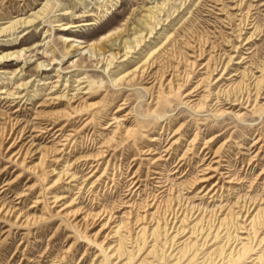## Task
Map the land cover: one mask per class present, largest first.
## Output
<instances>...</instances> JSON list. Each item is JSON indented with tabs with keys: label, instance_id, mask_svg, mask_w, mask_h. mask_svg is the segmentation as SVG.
<instances>
[{
	"label": "rangeland",
	"instance_id": "obj_1",
	"mask_svg": "<svg viewBox=\"0 0 264 264\" xmlns=\"http://www.w3.org/2000/svg\"><path fill=\"white\" fill-rule=\"evenodd\" d=\"M43 1L0 0V27ZM49 1L26 34L22 28L0 33V55L26 50L0 60V264H264V0H244L240 10L223 0L225 11L219 0ZM161 5L158 18L167 21L129 60L90 49L128 18L142 19ZM245 13L248 25L237 37ZM89 20L98 24L81 26ZM62 23L80 26L60 30ZM63 39L82 48L64 55ZM151 51L156 63L143 66ZM111 59L115 77L136 66L140 72L112 83L102 72ZM59 72L74 82L67 91L54 87ZM28 80L23 92L30 100L7 95ZM81 80L87 89H78ZM225 91L241 98L232 101L236 96ZM64 93L76 99L60 100ZM200 101L205 104L193 107Z\"/></svg>",
	"mask_w": 264,
	"mask_h": 264
},
{
	"label": "bare ground",
	"instance_id": "obj_2",
	"mask_svg": "<svg viewBox=\"0 0 264 264\" xmlns=\"http://www.w3.org/2000/svg\"><path fill=\"white\" fill-rule=\"evenodd\" d=\"M217 1V0H216ZM220 2H221V8L219 9V7H217L220 11H225L226 10V8L228 7L227 5H226V3L223 1V0H219ZM243 1L244 0H230V2L231 3H233L232 5V7H233V9L235 8V9H237V10H240V8L242 7V5H243ZM83 2H84V0L83 1H81V3H80V5L81 4H83ZM167 3V2H166ZM36 4V3H35ZM50 1L49 0H44L43 2H41L40 3V7L37 9V10H34V11H32L29 15H27V16H22V17H20V18H16V19H14V20H10V21H8V22H6V25L5 26H1L0 27V33H6V32H11V31H13V30H16V29H19V28H22V30H24V34H26V31H25V29L26 28H29L30 26H36V25H39V23L38 22H40V20H41V18L43 17V16H45L46 15V13H47V10H48V8L50 7ZM58 4L60 5V3L58 2ZM183 4L184 3H181L178 7H181V5L183 6ZM164 6L165 5H161V6H156L155 7V10L154 11H151L150 12V14H148L146 17H144V18H142V19H140V18H137V19H133V20H129V18H128V20L127 21H125L126 23H125V25H124V27L122 28V29H117L116 31L114 30V32H112V33H110V34H108V35H103V36H101V38L98 40V41H96V43H91L90 45H89V47H90V49L93 51V52H99V53H102V54H104L105 52H109V55H110V57L111 58H121L122 57V60L121 61H127V60H129L130 58H131V54L128 56V53H131V50L132 49H134V50H136L140 45H141V43H143V42H146L145 40H144V37H146L147 35H148V38H150V36L153 34V33H157V30L159 29L158 28V25L160 24V22H163V21H167V18L165 17L164 19H162L161 17H159L158 18V13H162L161 11H162V9L164 8ZM231 7V8H232ZM251 8V7H250ZM249 8V9H250ZM253 9V8H252ZM252 9H250V11L252 10ZM219 11V12H220ZM244 11V10H243ZM226 12H229V11H226ZM245 12V11H244ZM247 12V11H246ZM169 15H171L172 13L171 12H167ZM224 13V12H223ZM249 13V12H248ZM63 16L64 15H67V16H70V15H75L74 14V12L73 11H70L69 12V10H63V13H61ZM226 14V13H225ZM242 14V13H241ZM249 14H251V12L249 13ZM169 15H168V17H169ZM230 15H231V12L229 13V16H228V18H230ZM235 15V14H234ZM237 15V14H236ZM83 16H87V15H82V14H79V16L78 17H76V18H79V17H83ZM161 16H163V15H161ZM250 16V15H249ZM252 16V15H251ZM134 17V16H133ZM221 19V18H220ZM224 19V18H223ZM236 19V18H235ZM247 20H248V14L247 13H245V14H243V15H241V18H240V22L239 23H237L238 24V34H237V37H240L241 36V34L243 33L242 31H243V27L245 26V25H248V22H247ZM37 21V22H36ZM223 21V20H222ZM228 21V20H227ZM231 21V20H230ZM250 21V20H249ZM254 21V20H253ZM133 23H137V25H134V26H132V28L130 29V28H128V26L129 25H131V24H133ZM221 23V22H220ZM230 23V22H229ZM233 23V22H232ZM0 24H3V23H1L0 22ZM62 24H65V23H62ZM62 24H60V26L62 25ZM98 24V21L97 20H89V21H83L82 22V25L81 26H94V25H97ZM162 24V23H161ZM235 24V23H234ZM233 24V25H234ZM78 26H80L79 24H65V27H63V28H61L60 30H67V29H69V28H72V27H78ZM235 26V25H234ZM255 26V25H254ZM130 27V26H129ZM250 27H252V26H250ZM250 27H248V28H250ZM161 28V27H160ZM162 28H163V26H162ZM164 29V28H163ZM129 30H131V33L129 32ZM234 30V29H233ZM245 31V30H244ZM255 32V31H254ZM245 33V32H244ZM243 33V34H244ZM259 33V32H258ZM256 34V33H255ZM13 35V34H12ZM131 35H133V37L132 38H130V36ZM154 35V34H153ZM157 35V34H156ZM252 35H254V33H252V34H250L249 36H247V37H245V38H243V39H245L246 41L244 42L245 44H248V42H250L251 41V38H252ZM260 35V34H259ZM256 36V35H255ZM258 36V35H257ZM235 37H236V35H235ZM237 39V38H236ZM196 40V39H195ZM238 41V40H237ZM229 42V41H228ZM227 42V43H228ZM231 42V41H230ZM229 42V43H230ZM63 43L64 44H66L65 45V47H66V52L64 53V55H67V54H69L70 52L71 53H73V52H75V51H77V50H79L80 48H82V47H79V46H77V45H73V43L71 42V41H68V43H67V41H66V39H63ZM197 43V42H196ZM202 43V42H201ZM173 46H174V44H172ZM202 45V44H201ZM230 45H233L232 47L233 48H237V46H234L235 44H231L230 43ZM244 45V44H243ZM143 46H148L146 43H143ZM240 46V45H239ZM238 46V47H239ZM248 49V48H247ZM138 50V49H137ZM239 50V49H238ZM25 49H21V50H18V51H13V52H7V53H4L3 55H0V60H2V59H4V61H7V60H14V58L16 59V58H19V57H22L23 55H25ZM121 51H123V53L121 54ZM240 51V50H239ZM144 52V51H143ZM146 52V51H145ZM178 52V51H177ZM236 52H237V50H236ZM52 53H53V56H54V54H55V50H52ZM151 53H152V51L150 52V54H149V56H147V58L144 60V64H143V66L145 65V64H147L148 66H151L152 67V65H153V63L155 62V61H151V60H153V59H150V55H151ZM154 53V52H153ZM242 53V52H241ZM240 53V54H241ZM45 54H46V52H45ZM229 54V53H228ZM63 55V56H64ZM224 55V54H223ZM233 55V54H232ZM236 55V54H235ZM234 55V56H235ZM181 56V55H180ZM140 57V56H139ZM172 57V56H171ZM216 57V56H215ZM227 57V56H226ZM229 58H228V60H227V62L225 63V66L223 67V69H222V73L225 71V70H227L226 68H227V66H228V64L230 63V62H232V59H233V56H228ZM220 58V57H219ZM113 59H111V60H109V61H106V64L104 65V66H102V72H106L107 74H108V77H109V79L111 80V82L112 83H116V82H119V81H121V80H123V79H127L128 77H133V76H136L138 73L137 72H140V69L138 68V66H136L133 70H131V71H129V72H126V73H124V74H122V75H120L119 77H115L113 74H110V69H111V66H112V60ZM167 59V58H166ZM172 60H173V58H171ZM218 59V58H217ZM244 59V58H243ZM52 60H54L53 58H52ZM156 60V59H155ZM168 60V59H167ZM216 60V59H215ZM224 60V59H223ZM177 61V60H176ZM209 61V60H208ZM225 61V60H224ZM240 61H241V59H240ZM240 61H238L237 60V62L236 63H239ZM181 62V61H180ZM192 62H194V61H192ZM191 62V63H192ZM216 62V61H215ZM214 62V63H215ZM156 63V62H155ZM178 63V62H177ZM176 63V64H177ZM182 63V62H181ZM188 63V62H187ZM221 60L219 61V65H221ZM261 63V62H260ZM190 64V63H189ZM168 65V64H167ZM182 65V64H181ZM191 65V64H190ZM189 65V66H190ZM217 65H218V63H217ZM42 66H44V64H42V63H37V65H36V67L38 68V70H41V71H46V70H48V69H42L43 67ZM146 66V65H145ZM178 66V65H177ZM179 66H180V64H179ZM214 66H216V65H214ZM182 67V66H181ZM208 67V66H207ZM210 67V66H209ZM260 67V66H259ZM221 68V67H220ZM143 69V68H142ZM145 69V68H144ZM143 69V70H144ZM178 69V68H177ZM211 69H213V68H211ZM216 69H219V68H217V66L216 67H214V69H213V74H214V70H216ZM264 69V68H263ZM165 70V69H164ZM176 70V69H175ZM259 70V69H258ZM114 71V70H113ZM177 71V70H176ZM261 71V70H260ZM264 71V70H263ZM56 72H58V70H56ZM142 72V71H141ZM146 72V71H145ZM164 72H166V71H164ZM180 72V71H179ZM226 72V71H225ZM115 73V72H114ZM137 73V74H136ZM173 73V72H172ZM206 73V72H205ZM248 73V72H247ZM250 73V72H249ZM167 74V73H166ZM189 74V73H188ZM16 75V74H15ZM163 76H164V74H162ZM171 75V74H170ZM173 75V74H172ZM176 75H178L179 76V74H176ZM184 75V74H183ZM183 75H181V77H183ZM190 75V74H189ZM220 75V74H219ZM139 76V75H138ZM186 76V75H185ZM221 76V75H220ZM219 76V77H220ZM246 76V75H245ZM249 76V75H248ZM261 76H263L262 74H261ZM130 77V78H131ZM152 77V76H151ZM174 77V76H173ZM187 77V76H186ZM209 77H210V75H208V77H207V79H209ZM170 78V77H169ZM179 78H180V76H179ZM183 78H185V77H183ZM188 78V77H187ZM214 78V77H213ZM218 78V77H217ZM228 78V77H227ZM244 78V77H243ZM246 78V77H245ZM245 78L243 79V80H245ZM252 78V76L250 75V78L249 79H251ZM264 78V77H263ZM129 79V78H128ZM190 79V78H189ZM216 79V78H215ZM220 79V78H219ZM259 79H260V77H259ZM262 79V78H261ZM70 80H72V79H70V77H64V75H60V72L58 73V80H57V82H56V84L54 85V87H58V88H60L61 86L63 87V90H65V91H67L68 90V88L70 87V86H72V83H74V82H72V81H70ZM172 80V79H171ZM185 79H183V81H184ZM231 80V79H230ZM254 80V79H253ZM38 81H41V79H39ZM126 81H128V80H126ZM138 81V80H137ZM174 81V80H173ZM209 81V80H208ZM214 81V80H213ZM228 81V80H227ZM249 81V80H248ZM22 82V81H21ZM30 82V80H28L27 82H23V83H21L20 85H19V87L20 86H24L22 89H20L19 87H17V89H16V91L15 92H13V93H8L7 95H11L12 96V99L13 100H15V99H18V98H20V100H22V99H24L25 98V100H30V95H28V93H26V92H23V91H25L28 87H26L27 85H28V83ZM250 83H251V80L249 81ZM258 82H260V81H258ZM258 82H255L254 84H253V88H255L256 89V95H257V90L261 87H259L258 88ZM54 83V82H53ZM83 83H85V81H82L81 80V82H79L78 84H77V86H79V88L78 89H80V90H82V89H87V85H82ZM160 83V82H159ZM39 84V83H38ZM38 84H37V86H38ZM44 83H42V85H43ZM86 84V83H85ZM52 85V84H51ZM82 85V86H81ZM163 85V84H162ZM174 85V84H173ZM233 85V84H232ZM249 85V84H248ZM256 85V86H255ZM76 86V87H77ZM222 86V85H221ZM262 86H263V84H262ZM174 87V86H173ZM207 87V86H206ZM209 87V86H208ZM211 87V86H210ZM220 87V86H219ZM238 87V86H237ZM257 87V88H256ZM47 88V87H46ZM75 88V87H74ZM182 88V87H181ZM200 88V87H199ZM33 89V88H32ZM52 89V88H51ZM176 89H178L179 90V87H176ZM192 89V88H191ZM196 89V88H195ZM206 89V88H205ZM220 89V88H219ZM240 89H242V88H240ZM206 90H208V89H206ZM226 90V89H225ZM238 90H239V88H238ZM248 90V89H247ZM260 90V89H259ZM14 91V90H13ZM27 91V90H26ZM52 91V90H51ZM58 91V90H57ZM177 91V90H176ZM219 91H221V90H219ZM241 91V90H240ZM244 91V90H243ZM245 91H246V89H245ZM262 91V90H261ZM2 92V91H1ZM167 92V91H166ZM200 92V91H199ZM218 92V91H217ZM227 91H225V93L223 94L222 92H221V95L223 94V95H225L227 98L230 96V94H233V93H231V92H227ZM24 93V94H23ZM176 93V92H175ZM209 93V92H208ZM212 93V92H211ZM237 93V92H236ZM241 93V92H240ZM262 93V92H261ZM75 94V93H74ZM84 94H87V92H84ZM189 94H191L190 92H187V94L186 95H189ZM216 94V93H215ZM245 94V93H244ZM259 94V93H258ZM185 95V96H186ZM192 95V94H191ZM253 95H255V94H253ZM10 96V97H11ZM77 95H74V96H71V97H68L67 96V93H64V94H61L60 96H59V99L60 100H64L65 98H67L68 100H72L74 97H76ZM196 96V95H195ZM214 96V95H213ZM224 96V97H225ZM234 96H236L235 97V99H232V101H235V100H237L238 98H241V95L238 97L237 95H235V94H233L232 95V97L234 98ZM9 97V98H10ZM79 97V96H78ZM81 97V96H80ZM208 97V95L206 94V95H204V99L205 100H207L206 98ZM223 97V98H224ZM246 97V96H245ZM257 97V96H256ZM7 98V97H6ZM203 98V97H202ZM201 98V99H202ZM74 99H76V98H74ZM204 99H202V100H204ZM212 99V98H211ZM218 99V98H217ZM220 99V98H219ZM242 99H244V97H242ZM253 99V98H252ZM54 100V99H53ZM204 100V101H205ZM221 100V99H220ZM225 100V99H224ZM227 100V99H226ZM188 101V100H187ZM231 101V99L229 100V102ZM241 101V100H240ZM243 101V100H242ZM245 101L247 102V101H249L248 100V97H246L245 98ZM244 101V102H245ZM254 101V100H253ZM14 102V101H13ZM23 102V101H22ZM54 102V101H53ZM78 102H80V101H78ZM197 102H198V100H197ZM256 102V101H255ZM77 103V102H76ZM204 102H202V101H200L198 104H196L195 102L192 104L193 105V107L194 106H196V105H199V106H202V104H203ZM233 103V102H232ZM241 103V102H240ZM253 103V102H252ZM13 104V103H12ZM86 104V103H85ZM205 104V103H204ZM250 104V103H249ZM248 104V105H249ZM261 104V103H260ZM11 105V104H10ZM14 105V104H13ZM24 105V104H23ZM90 105V104H89ZM92 105V104H91ZM214 105V104H213ZM212 105V106H213ZM233 105H235V103H233ZM247 105V104H246ZM20 106V105H19ZM79 106V105H78ZM260 107V106H259ZM87 108H88V106H87ZM197 108V107H196ZM18 109V108H17ZM64 109H66V108H64ZM261 109V108H260ZM16 110V109H15ZM121 110V109H120ZM213 110H216V111H218L219 112V110L220 109H217L216 107H214V109ZM69 111V110H68ZM232 111V110H231ZM222 114H225V113H229L227 110H225V109H222L221 111H220ZM61 113V112H60ZM59 113V114H60ZM71 113V112H70ZM231 113V112H230ZM43 114V113H42ZM235 114V113H234ZM47 115V114H46ZM57 115V114H56ZM109 115V114H108ZM107 115V116H108ZM84 116V115H83ZM110 116H111V114H110ZM115 116V115H114ZM44 117H46V116H44ZM113 117V116H112ZM4 118H6V117H4ZM47 118V117H46ZM50 118V117H49ZM56 118V117H55ZM114 119L115 120H113V121H115L116 122V125H117V127H119L120 125H122V122H120L116 117H114ZM52 120V119H51ZM11 121V120H10ZM17 122H18V120H17ZM38 122V121H37ZM9 123V122H8ZM170 123V122H169ZM115 124V123H114ZM47 127V126H46ZM124 127V126H123ZM122 127V128H123ZM179 127V126H178ZM177 127V128H178ZM26 128V127H25ZM177 128H175V130L177 129ZM27 129V128H26ZM133 129V128H132ZM131 129V130H132ZM162 129V128H161ZM22 130H23V128H22ZM38 130V129H37ZM114 130V129H113ZM112 130V131H113ZM135 130V129H134ZM133 130V131H134ZM24 131V130H23ZM36 131V130H35ZM115 131H117V130H115ZM133 131H130L131 133H133ZM179 131V130H178ZM3 132V131H2ZM25 132V131H24ZM27 132V131H26ZM125 132L126 133H128L129 132V130L128 129H125ZM175 132V131H174ZM177 132V131H176ZM4 133H6V131L4 132ZM70 133V132H69ZM3 134V133H2ZM61 134V133H60ZM63 134V133H62ZM114 134V133H113ZM173 134H175V133H173ZM7 135V134H6ZM9 135V134H8ZM20 136H22L21 134H19ZM10 136V135H9ZM61 136V135H60ZM182 136V135H181ZM213 136V135H212ZM215 137V136H214ZM3 138V137H2ZM8 138H10V137H8ZM15 138V137H14ZM67 138V137H66ZM194 138V137H193ZM63 139V138H62ZM179 139V138H178ZM178 139H176L175 141H172V143L170 144V148L172 147V146H174V144H176V141L178 140ZM44 140V139H43ZM152 140V139H151ZM196 140V139H195ZM16 141H18V138H17V140ZM16 141H14V142H16ZM191 141V140H190ZM4 142V141H3ZM67 142V141H66ZM207 142V141H206ZM206 142H205V144H206ZM102 143H104V142H102ZM190 143V142H189ZM208 143V142H207ZM223 143V142H222ZM60 144V143H59ZM9 145V144H8ZM11 145V144H10ZM9 145V146H10ZM15 145V144H14ZM18 145V144H17ZM55 145V144H54ZM71 145V144H70ZM108 145V144H107ZM220 145V144H219ZM222 145V144H221ZM12 146V145H11ZM13 147V146H12ZM179 147V146H178ZM193 147V146H192ZM205 147V146H204ZM219 147H221V146H219ZM36 148V147H35ZM59 148V147H58ZM69 148V147H68ZM146 148V147H145ZM160 148V147H159ZM168 148V147H167ZM9 149V148H8ZM56 149V148H55ZM70 149V148H69ZM73 149V148H72ZM169 149V148H168ZM167 149V150H168ZM47 150V149H46ZM166 150V149H165ZM166 150V151H167ZM203 150V149H202ZM20 151H21V149H20ZM26 151V150H25ZM48 151V150H47ZM57 151V150H56ZM65 151V150H64ZM174 151V150H173ZM8 152V151H7ZM29 152V151H28ZM33 152V151H32ZM49 152V151H48ZM52 152V151H51ZM74 152V151H73ZM177 152V151H176ZM175 152V153H176ZM185 152L187 153L188 151H186L185 150ZM184 152V153H185ZM19 153V152H18ZM65 153V152H64ZM149 153H151V152H149ZM154 153V152H153ZM21 154V153H20ZM44 154V153H43ZM174 154V153H173ZM14 155H15V153H14ZM26 155H27V152H26ZM25 155V156H26ZM33 155V154H32ZM42 155V154H41ZM48 155H49V153H48ZM51 155V154H50ZM102 155V154H101ZM186 155V154H185ZM194 155V154H193ZM25 156H24V158H25ZM30 156V155H29ZM13 157V156H12ZM23 157V156H22ZM41 157V156H40ZM51 157V156H50ZM49 157V158H50ZM160 157V156H159ZM19 158V157H18ZM83 158V157H82ZM184 158V157H183ZM187 158V157H186ZM39 159L40 158H38V161H39ZM44 159V158H43ZM50 159H52V158H50ZM32 160V159H31ZM30 160V161H31ZM47 160V159H46ZM81 160V159H80ZM159 160V159H158ZM162 160V159H161ZM164 160V159H163ZM185 160V159H184ZM183 160V161H184ZM22 161V160H21ZM45 161V160H44ZM189 161H190V159H189ZM43 162V161H42ZM157 162V161H156ZM38 163H40V161L38 162ZM45 163V162H44ZM94 163V162H93ZM188 163V162H187ZM159 164V163H158ZM35 165V164H34ZM40 165H42V164H40ZM211 165V164H210ZM44 166V165H43ZM51 166V165H50ZM74 166V165H73ZM113 166V165H112ZM49 167V166H48ZM227 167V166H226ZM36 168V167H35ZM97 168V167H96ZM30 170H33L32 168H29ZM36 169H38V167L36 168ZM104 169V168H103ZM35 170V169H34ZM39 170V169H38ZM95 170V169H94ZM40 171H41V169H40ZM50 171V170H49ZM91 171V170H90ZM159 171H160V169H159ZM158 171V172H159ZM104 172V171H103ZM202 172H204V171H202ZM206 172V171H205ZM49 175H50V173H48ZM94 174V173H93ZM227 174V173H226ZM262 174V173H261ZM58 176V175H57ZM62 176H64L63 174H62ZM74 176V175H73ZM61 177V176H60ZM75 177V176H74ZM98 177H100V176H98ZM97 177V178H98ZM132 177V176H131ZM154 177V176H153ZM163 177V176H162ZM58 177H56V179H57ZM88 178V177H87ZM86 178V179H87ZM112 178V177H111ZM134 178V177H133ZM237 178V177H236ZM60 179V178H59ZM75 179V178H74ZM101 179V178H100ZM117 179V178H116ZM203 179V178H202ZM206 179V178H205ZM44 180V179H43ZM58 180V179H57ZM70 180H73V179H70ZM110 180V179H109ZM159 180V179H158ZM197 180V179H196ZM208 180V179H207ZM228 180V179H227ZM63 181V180H62ZM136 181V180H135ZM195 181V180H194ZM198 181V180H197ZM201 181V180H200ZM230 181V180H229ZM66 182V181H65ZM71 182V181H70ZM69 182V183H70ZM103 182H105V181H103ZM107 182V181H106ZM158 182V181H157ZM198 183V182H197ZM67 184V183H66ZM71 184V183H70ZM132 184H133V182H132ZM93 185V184H92ZM106 185V184H105ZM94 186V185H93ZM113 186V185H112ZM138 186V185H137ZM159 186V185H158ZM212 186V185H211ZM216 187V186H215ZM220 187V186H219ZM129 188V187H128ZM228 189V188H227ZM142 190V189H141ZM206 190V189H205ZM212 191H214V190H212ZM95 193V192H94ZM93 193V194H94ZM132 194V193H131ZM134 194V193H133ZM132 194V195H133ZM138 194V193H137ZM215 194V193H214ZM53 195V194H52ZM157 195V194H156ZM54 196V195H53ZM97 196V195H96ZM154 196V195H153ZM152 196V197H153ZM151 197V198H152ZM57 198V197H56ZM96 198V197H95ZM154 198V197H153ZM149 199V198H148ZM156 200L158 199V198H155ZM155 199H154V201H155ZM147 200V199H146ZM123 201V200H122ZM147 202V201H146ZM145 202V203H146ZM157 202V201H156ZM50 203H52V202H50ZM123 203H125L126 204V202H123ZM142 203V202H141ZM151 203V202H150ZM149 203V204H150ZM124 204V205H125ZM135 204V203H134ZM133 204V205H134ZM154 204V203H153ZM64 205V204H63ZM130 205V204H129ZM132 205V206H133ZM152 205V204H151ZM245 205V204H244ZM248 205H251V204H248ZM2 206V205H1ZM66 206V205H65ZM117 206H118V204H117ZM120 206V205H119ZM131 206V205H130ZM135 206V205H134ZM142 206V205H141ZM144 206V205H143ZM153 206V205H152ZM172 206V205H171ZM69 207V206H68ZM151 207V206H150ZM155 207V206H154ZM245 207V206H244ZM5 208V207H4ZM132 208V207H131ZM135 208V207H134ZM144 208V207H143ZM148 208V207H147ZM157 208V207H156ZM172 208V207H171ZM247 208V207H246ZM245 208V209H246ZM261 208V207H260ZM1 209H2V207H1ZM6 209V208H5ZM104 209V208H103ZM116 209V208H115ZM142 209V208H141ZM146 209V208H145ZM144 209V210H145ZM179 209V208H178ZM241 209V208H240ZM107 210V209H106ZM161 210V209H160ZM174 210V209H173ZM181 210H183V209H181ZM244 210V209H243ZM248 210V209H247ZM251 210V209H250ZM250 210L248 211V212H250ZM254 210H256V209H254ZM1 211V210H0ZM133 211V210H132ZM156 211V210H155ZM188 211V210H187ZM12 212V211H11ZM128 212H129V209H128ZM135 212V211H134ZM149 212V211H148ZM147 212V213H148ZM152 212V211H151ZM157 212H158V210H157ZM184 212V211H183ZM189 212V211H188ZM229 212V211H228ZM243 212V211H242ZM4 213V212H3ZM20 213V212H19ZM68 213V212H67ZM71 213H72V211H71ZM105 213V212H104ZM130 213V212H129ZM128 213V214H129ZM138 213V212H137ZM172 213H174V212H172ZM186 213V212H185ZM191 213H193V212H191ZM1 214V213H0ZM6 214H7V212H6ZM63 214H65V212L63 213ZM102 214H103V212H102ZM113 214V213H112ZM134 214V213H133ZM132 214V215H133ZM144 214V213H143ZM150 214V213H149ZM157 214V213H156ZM249 214V213H248ZM18 216H19V214H17ZM99 215V214H98ZM97 215V216H98ZM106 215V214H105ZM108 215V214H107ZM136 215V214H135ZM147 215V214H146ZM230 215V214H229ZM228 215V216H229ZM238 215V214H237ZM240 215H243V214H240ZM264 215V214H263ZM262 215V216H263ZM65 216V215H64ZM96 216V215H95ZM94 216V217H95ZM113 216V215H112ZM115 216V215H114ZM141 216V215H140ZM151 216V215H150ZM159 216V215H158ZM176 216H178V215H176ZM193 216V215H192ZM239 216V215H238ZM262 216H260V217H262ZM22 217V216H21ZM20 217V218H21ZM87 217V216H86ZM89 217V216H88ZM126 217V216H125ZM129 217V216H128ZM147 217V216H146ZM187 217V216H186ZM212 217V216H211ZM210 217V218H211ZM230 217V216H229ZM243 216H241V218H242ZM245 217H246V215H245ZM17 218H19V217H17ZM33 218V217H32ZM72 218V217H71ZM102 218H103V216H102ZM106 218V217H105ZM111 218V215H110V217H109V219ZM133 218V217H132ZM165 218L166 217H164V218H162V219H164L165 220ZM176 218V217H175ZM178 218V217H177ZM205 218V217H204ZM244 218V217H243ZM242 218V219H243ZM247 218V217H246ZM29 219V218H28ZM84 219V218H83ZM108 219V220H109ZM173 219V218H172ZM249 219V218H248ZM27 220V219H26ZM34 220V219H33ZM199 220H201L202 221V219H199ZM19 221V220H18ZM30 221V220H29ZM147 221V220H146ZM150 221V220H149ZM170 221V220H169ZM218 221V220H217ZM25 222V221H24ZM110 222V221H109ZM130 222V221H129ZM143 222H144V217H143ZM168 222V221H167ZM176 222V221H175ZM179 222V221H178ZM214 222V221H213ZM103 223V222H102ZM132 223V222H131ZM130 223V224H131ZM169 223H171V222H169ZM245 223V222H244ZM21 224V223H20ZM24 224V223H23ZM135 224H136V222H135ZM149 224H150V222H149ZM161 224V223H160ZM107 225V224H106ZM109 225V224H108ZM112 225V224H111ZM116 225V224H115ZM118 225V224H117ZM133 225V224H132ZM104 226V225H103ZM131 225H128V227H130ZM175 225L173 224V227H174ZM237 226V225H236ZM257 226V225H256ZM105 227V226H104ZM103 227V228H104ZM117 227V226H116ZM132 227V226H131ZM135 227V226H134ZM144 228H146V227H144ZM149 228V227H148ZM185 228V227H184ZM113 229H115V228H113ZM237 229V228H236ZM253 229V228H252ZM125 230V229H124ZM134 230V229H133ZM136 230V229H135ZM109 231V230H108ZM116 231H117V229H116ZM127 231V230H126ZM129 231H131V230H129ZM148 231V230H147ZM137 232V231H136ZM135 232V233H136ZM109 233V232H108ZM129 233V232H128ZM145 233V232H144ZM107 234V233H106ZM111 234V233H110ZM114 234V233H113ZM112 234V235H113ZM145 235V234H144ZM109 236V235H108ZM112 238V237H111ZM253 238V237H252ZM119 241V240H118ZM121 242V241H120ZM115 246V245H114ZM111 247V246H110ZM106 248V247H105ZM112 248H114V247H112ZM112 248H111V250H112ZM120 248V244L117 246V250ZM239 249V248H238ZM107 250V249H106ZM240 251V250H239ZM108 254V253H107ZM51 263H53V262H51Z\"/></svg>",
	"mask_w": 264,
	"mask_h": 264
}]
</instances>
